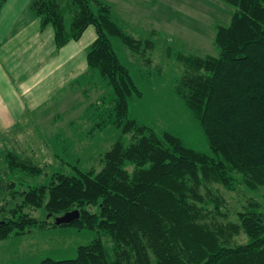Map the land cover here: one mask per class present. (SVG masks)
<instances>
[{"label": "trees", "instance_id": "trees-1", "mask_svg": "<svg viewBox=\"0 0 264 264\" xmlns=\"http://www.w3.org/2000/svg\"><path fill=\"white\" fill-rule=\"evenodd\" d=\"M222 1L233 11L227 25L212 26L216 53L176 56L183 71L174 92L201 126L208 151L129 116L128 100L141 91L112 42L139 53L152 41L126 31L110 3L30 1L40 27H52L56 48L95 28L87 69L72 84L85 79L106 90L107 100L103 92L87 108L91 120L103 116L97 129L114 125L120 133L99 154L98 169L62 160L68 170L44 174L31 157L3 149L0 240L47 224L72 225L95 235L75 257L38 264H264V197H248L232 219L221 191L241 188L245 196L264 187V0ZM72 209L77 218L55 224V216Z\"/></svg>", "mask_w": 264, "mask_h": 264}, {"label": "rangeland", "instance_id": "rangeland-1", "mask_svg": "<svg viewBox=\"0 0 264 264\" xmlns=\"http://www.w3.org/2000/svg\"><path fill=\"white\" fill-rule=\"evenodd\" d=\"M106 1L112 7L114 18L126 31L152 41V47L145 46L139 53H133L118 39L112 42L120 61L141 91L140 96L133 95L128 100L129 116L156 130L175 133L194 149L208 151L201 126L174 92V83L183 71L176 56L178 53L215 54L212 26L214 23L227 25L233 7L222 0ZM80 83L72 84L74 89L57 91L34 113L14 116L13 120L12 116H0V173L4 168L2 151L6 148L31 157L43 166L44 174L62 167L68 170L62 160L69 164L79 160L81 168H100L99 154L120 131L114 125L96 128L94 123L103 116L91 120L93 114L87 106L103 92V99L107 100L109 95L104 88L94 90L93 81L89 84L84 79ZM240 189L236 192L221 189L232 219L234 208L248 197L254 196L259 202L264 197V187L245 196ZM25 211L39 218L45 216L42 209L27 207ZM94 235V229H77L72 225L34 227L30 233L0 240V264H38L43 257L73 258L76 247Z\"/></svg>", "mask_w": 264, "mask_h": 264}, {"label": "crops", "instance_id": "crops-1", "mask_svg": "<svg viewBox=\"0 0 264 264\" xmlns=\"http://www.w3.org/2000/svg\"><path fill=\"white\" fill-rule=\"evenodd\" d=\"M30 1L4 0L0 8V116L12 120L34 113L59 90L74 89L72 82L86 71V49L96 36L89 25L78 39L56 48L52 27H40Z\"/></svg>", "mask_w": 264, "mask_h": 264}, {"label": "water", "instance_id": "water-1", "mask_svg": "<svg viewBox=\"0 0 264 264\" xmlns=\"http://www.w3.org/2000/svg\"><path fill=\"white\" fill-rule=\"evenodd\" d=\"M79 215V212L77 209H72L69 211H66L60 215H57L54 217V222L55 224H64V223H69L73 219L77 218Z\"/></svg>", "mask_w": 264, "mask_h": 264}]
</instances>
